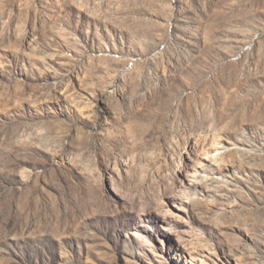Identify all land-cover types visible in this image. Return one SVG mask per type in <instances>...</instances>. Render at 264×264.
Here are the masks:
<instances>
[{
  "label": "rangeland",
  "instance_id": "obj_1",
  "mask_svg": "<svg viewBox=\"0 0 264 264\" xmlns=\"http://www.w3.org/2000/svg\"><path fill=\"white\" fill-rule=\"evenodd\" d=\"M0 264H264V0H0Z\"/></svg>",
  "mask_w": 264,
  "mask_h": 264
}]
</instances>
